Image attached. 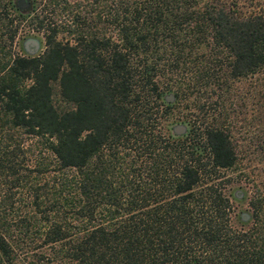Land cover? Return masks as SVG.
<instances>
[{
  "label": "trees",
  "instance_id": "trees-1",
  "mask_svg": "<svg viewBox=\"0 0 264 264\" xmlns=\"http://www.w3.org/2000/svg\"><path fill=\"white\" fill-rule=\"evenodd\" d=\"M29 1L0 0V264H264V180L227 186L233 125L264 141V0Z\"/></svg>",
  "mask_w": 264,
  "mask_h": 264
},
{
  "label": "rangeland",
  "instance_id": "rangeland-1",
  "mask_svg": "<svg viewBox=\"0 0 264 264\" xmlns=\"http://www.w3.org/2000/svg\"><path fill=\"white\" fill-rule=\"evenodd\" d=\"M69 1L73 2L74 0ZM32 5L35 6V9L33 11L37 10L40 7V4L38 5L34 1H31V7ZM48 20L52 22L62 23V11H58V9H55V13H48ZM20 32L25 33L26 36L23 39L19 40L18 46H15V49L19 50V52H26V50L22 46L23 40L27 37H35L38 40V47L33 53H37L42 50V48L44 47V41L42 32L40 30L22 26L21 24ZM64 37L65 35L64 33H62L61 29V31L57 33V38L62 40ZM166 99L170 100L172 99V97H166ZM56 100L55 103L59 107H64V104L62 102ZM178 123L186 126L184 123L177 121L172 124V127ZM236 124L237 126L233 125L232 129L234 137L238 140V148L242 150L240 152V157L241 165H243L244 169H241V171L239 172L241 174L240 180H234L233 182H231V185L229 184L227 186H229V190H231L237 198H241L236 201V208L238 207V209H242L245 206V201L247 200L249 194H251L254 185L256 183L259 184L262 179L264 180V141H260V137H258L259 135L255 136V133L252 132V125L251 127L247 126L244 129L242 127V121H238ZM242 193H244V198L242 197Z\"/></svg>",
  "mask_w": 264,
  "mask_h": 264
},
{
  "label": "water",
  "instance_id": "water-1",
  "mask_svg": "<svg viewBox=\"0 0 264 264\" xmlns=\"http://www.w3.org/2000/svg\"><path fill=\"white\" fill-rule=\"evenodd\" d=\"M16 5L21 8H29L30 7V1L29 0H16ZM23 48L26 50L27 53L31 54L33 53L36 48L38 47V40L35 37H27L22 42ZM166 97H172L171 94H167ZM172 129L176 131L177 133H180L184 131L185 126L183 124H175ZM244 216H246V213H242Z\"/></svg>",
  "mask_w": 264,
  "mask_h": 264
}]
</instances>
